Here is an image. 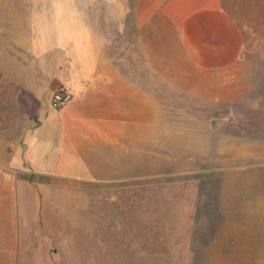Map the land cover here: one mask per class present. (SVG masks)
Returning a JSON list of instances; mask_svg holds the SVG:
<instances>
[{
  "label": "crops",
  "instance_id": "1",
  "mask_svg": "<svg viewBox=\"0 0 264 264\" xmlns=\"http://www.w3.org/2000/svg\"><path fill=\"white\" fill-rule=\"evenodd\" d=\"M27 1L0 0V115L18 119L0 121V180L11 185L18 209L38 217L44 192L47 203L64 206L66 193L84 188L69 179L153 176L156 153L170 159L172 131L201 142L206 133L187 131L199 119L188 126L162 116L172 109V91L194 94L192 108L203 112L196 99L203 84L217 96L210 102L223 96L220 88L237 86L249 131L216 132L212 120L210 136L264 145V0H55L65 7L55 10ZM51 27L66 40L45 54L40 33ZM241 64L257 65L232 71ZM238 76L241 83L219 82ZM61 87L71 100L42 110L37 97L52 99ZM28 97L36 102L31 119Z\"/></svg>",
  "mask_w": 264,
  "mask_h": 264
},
{
  "label": "rangeland",
  "instance_id": "2",
  "mask_svg": "<svg viewBox=\"0 0 264 264\" xmlns=\"http://www.w3.org/2000/svg\"><path fill=\"white\" fill-rule=\"evenodd\" d=\"M27 2L44 10L65 8L55 0ZM53 31L40 33L45 54H56L66 40V32ZM254 65L232 71H250ZM229 87L220 88L223 96L210 102L217 96L203 84L196 96L203 112L192 108L188 98L194 94L185 90L179 97L172 91V109L162 116L188 126L199 119L187 131L206 134L195 142L191 135L172 131L170 154H165L170 159L156 153L153 176L105 183L69 179L84 188L66 193L62 207L47 203L44 192L38 217L27 207L18 209L11 185L0 180V264H264V158H259L264 145L244 143L238 136H210L212 120L218 121L216 132L249 131L242 122L247 114L243 91ZM30 98L24 113L29 119V108L36 104ZM37 99H43L42 110H58L49 96ZM14 120L0 119L10 125ZM5 162L0 159V175Z\"/></svg>",
  "mask_w": 264,
  "mask_h": 264
},
{
  "label": "built area",
  "instance_id": "3",
  "mask_svg": "<svg viewBox=\"0 0 264 264\" xmlns=\"http://www.w3.org/2000/svg\"><path fill=\"white\" fill-rule=\"evenodd\" d=\"M72 98V94L64 87L59 88L52 97L53 106L61 108L65 106Z\"/></svg>",
  "mask_w": 264,
  "mask_h": 264
}]
</instances>
